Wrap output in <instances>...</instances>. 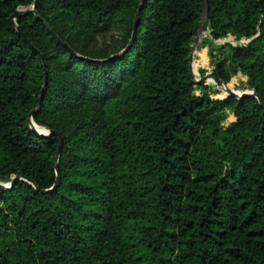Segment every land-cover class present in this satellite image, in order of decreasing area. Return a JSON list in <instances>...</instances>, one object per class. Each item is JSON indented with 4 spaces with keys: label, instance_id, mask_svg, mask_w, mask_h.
Listing matches in <instances>:
<instances>
[{
    "label": "trees",
    "instance_id": "1",
    "mask_svg": "<svg viewBox=\"0 0 264 264\" xmlns=\"http://www.w3.org/2000/svg\"><path fill=\"white\" fill-rule=\"evenodd\" d=\"M206 6L211 71L264 102V0ZM199 13L0 0V264H264V106L191 81Z\"/></svg>",
    "mask_w": 264,
    "mask_h": 264
},
{
    "label": "water",
    "instance_id": "2",
    "mask_svg": "<svg viewBox=\"0 0 264 264\" xmlns=\"http://www.w3.org/2000/svg\"><path fill=\"white\" fill-rule=\"evenodd\" d=\"M138 7L139 5L137 6L136 8V11H135V15H134V20H133V24H132V30H131V35L133 34L134 32V25H135V22H136V18H137V14H138ZM206 10H207V6H206V0H200V13H199V20H198V25H197V29H196V33H195V36L193 38V41L191 43V46H190V49H189V52H188V61H187V67H188V71H189V74H190V77H191V81L194 83V84H205L206 80L207 79H211L214 84L216 85L217 88L219 89H223L224 92L232 97H237L239 94H249V95H252L254 96L258 103L262 106H264V102L260 99V97L254 93L253 91H241V92H234L233 90L229 89V88H226L225 87V84L217 78L216 74L213 72V71H209L208 73L200 76V77H194L193 73H192V70H191V66H190V60H191V54H192V51L194 49V46H195V43L196 41L198 40V38L203 34V32L205 31V14H206ZM17 15V12H13L10 16V21L11 23H13V18ZM14 24V23H13ZM17 31L19 32V30L17 29ZM42 90H43V85L40 89V93H39V98H38V102L40 100V95L42 93ZM39 104V103H38ZM37 104V105H38ZM31 114L32 112L29 113V117H28V123H29V126L31 127V129L36 133V134H39V135H48V134H56L54 131H48L47 129L43 128L45 130V132H38L36 131L33 126H32V121H31ZM34 125V124H33ZM59 146H60V140H58V143H57V150L59 149ZM56 158H57V153L55 154V160H54V171H55V174L57 175V166H56ZM13 182V179H11L4 187H8L12 184ZM0 187H2L0 185Z\"/></svg>",
    "mask_w": 264,
    "mask_h": 264
},
{
    "label": "rangeland",
    "instance_id": "3",
    "mask_svg": "<svg viewBox=\"0 0 264 264\" xmlns=\"http://www.w3.org/2000/svg\"><path fill=\"white\" fill-rule=\"evenodd\" d=\"M207 37H208V36H207V34H206V31H204L203 34H202V35L198 38V40L196 41L193 50H196V51H197V46H198L200 40H202V39H206ZM226 39H230V37H227ZM115 40H116V30H112V31L106 33V34L101 38L102 44L107 45L108 48H110V47H112V46H115ZM211 43L218 44L219 42H218V41H215V42L212 41ZM205 47H206V46H204V48H205ZM207 47H208V46H207ZM207 47H206V49H207ZM206 51H207V50H206ZM192 52H193V51H192ZM199 53H200V50H199ZM199 53H198V55H199ZM206 55H207V57H208V52H206ZM193 56H195V54L192 53V54H191V60H190L191 70H193L192 68H195V67H196L195 62L192 63V62H193ZM203 71H204V70H203ZM192 73H193L194 77H200V76L206 74L207 72L200 73V72L194 70V72L192 71ZM242 79H243V78L240 77V76H238V75L233 76V77L230 79L229 84H231L230 87H231V89H233L234 92H238V91H240V89H235V88L238 87V84H239V82H240ZM205 85L207 86V88H208L210 91H211V90L213 91V89L217 90V92H216L214 95H211V96H213V97H218V96H221V95H222V93H223V92H222V89L217 88L216 85L214 84V82H213L210 78L206 80ZM195 92L197 93V91H195ZM223 95H224V93H223ZM228 119H230V117H228ZM43 132H45V130H44ZM8 182H9V180H6V181H1V180H0V185H1V186H5Z\"/></svg>",
    "mask_w": 264,
    "mask_h": 264
},
{
    "label": "crops",
    "instance_id": "4",
    "mask_svg": "<svg viewBox=\"0 0 264 264\" xmlns=\"http://www.w3.org/2000/svg\"><path fill=\"white\" fill-rule=\"evenodd\" d=\"M207 47V45H205ZM206 47L204 48L203 47H197V51L195 50V53L193 52V54H195V56H193V61H195V64H196V67L194 68V70L198 71L199 70H204L202 73L204 72H209L211 71L210 69V65H209V58L207 57L206 55ZM199 50H200V53H199ZM199 53V55H198ZM201 53L204 55V60H203V57L201 56Z\"/></svg>",
    "mask_w": 264,
    "mask_h": 264
},
{
    "label": "bare ground",
    "instance_id": "5",
    "mask_svg": "<svg viewBox=\"0 0 264 264\" xmlns=\"http://www.w3.org/2000/svg\"><path fill=\"white\" fill-rule=\"evenodd\" d=\"M193 52H195V50H193ZM193 52H192V53H193ZM32 126H33V128H34L36 131H38V132H43V131H44V129L41 128V127H39V128H40V129H39V128H36L37 126L34 127L35 125H33V124H32ZM42 129H43V130H42Z\"/></svg>",
    "mask_w": 264,
    "mask_h": 264
}]
</instances>
